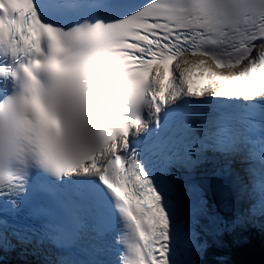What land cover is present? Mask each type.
Listing matches in <instances>:
<instances>
[{
    "label": "snow or ice",
    "instance_id": "1",
    "mask_svg": "<svg viewBox=\"0 0 264 264\" xmlns=\"http://www.w3.org/2000/svg\"><path fill=\"white\" fill-rule=\"evenodd\" d=\"M202 163L264 216V0H0V253L198 264Z\"/></svg>",
    "mask_w": 264,
    "mask_h": 264
},
{
    "label": "bare ground",
    "instance_id": "2",
    "mask_svg": "<svg viewBox=\"0 0 264 264\" xmlns=\"http://www.w3.org/2000/svg\"><path fill=\"white\" fill-rule=\"evenodd\" d=\"M233 164H234V165H235V166L241 171V172H240L238 169H235L236 173H238L241 177L243 176V178H245V174H244V172H243V168L239 165V163H238V162H234ZM197 166L200 167V168H204V167H203V164H200V165H197ZM208 166H209V168H213L210 164H208ZM204 169H205V168H204ZM204 169H203V171H201L202 173H198L197 176H199V175H204V173H206V171H204ZM199 177H200L201 180H203V179H202V176H199ZM194 179H195V178H194ZM194 179H191V181H187V183H188V185H189L190 188L194 186V183H193ZM231 182H232V179H231ZM232 190H233V193H234V198H236V201H235V202H237L238 205H242L243 203H246L247 200H249L248 194H247L246 192H245L243 195H240V197H239V199H238V189H237L236 186L232 185ZM192 193L195 195L194 201L197 200V199H199V196L197 195V193H195V192H192ZM233 202H234V200L231 201V204H233V206H235ZM234 215L236 216L235 213H234ZM243 215L246 216V217L248 216L247 212H244ZM235 220H236V224H240V223H242L240 217H237V216H236V217H235ZM242 224H243V223H242ZM231 226H232V225H230V227H231ZM230 227H229L228 229H230ZM244 229L246 230V235H248V234H253V233H256V232H258V231L261 230V229H259L256 225H255V227L250 228V229H248V230H247V228H244ZM263 230H264V228H263ZM229 233H230V230H228V236H229ZM238 234L241 236V234L239 233V231H238ZM231 238H232V237H231ZM242 239H245V238L243 237ZM232 240H233V238H232ZM255 240H256L258 243H260V241L263 242L264 237H262V238H255ZM260 244H262V243H260ZM23 258H24V260L17 261V263L27 264V263H28L27 258H26V257H23ZM39 261H40V263H41V257H39Z\"/></svg>",
    "mask_w": 264,
    "mask_h": 264
},
{
    "label": "rangeland",
    "instance_id": "3",
    "mask_svg": "<svg viewBox=\"0 0 264 264\" xmlns=\"http://www.w3.org/2000/svg\"><path fill=\"white\" fill-rule=\"evenodd\" d=\"M197 178V177H195ZM190 189V187H189ZM190 191V190H189ZM191 192V191H190ZM235 216V215H234ZM237 226L238 225H241L243 226L242 223L240 224H236ZM232 227V226H231ZM228 230H230V233L229 235L232 237V238H238V239H242L243 237L246 238V230L244 228H234L232 227ZM238 231L239 233L241 234V236L238 234ZM205 253L201 254V257H200V263L199 264H220V262H218V260H216L215 258H213L212 256L210 255H207V257H205ZM205 257V258H204Z\"/></svg>",
    "mask_w": 264,
    "mask_h": 264
},
{
    "label": "trees",
    "instance_id": "4",
    "mask_svg": "<svg viewBox=\"0 0 264 264\" xmlns=\"http://www.w3.org/2000/svg\"><path fill=\"white\" fill-rule=\"evenodd\" d=\"M257 242V241H256ZM262 243V244H260ZM260 243L257 242L259 247L264 246V243L262 241H260ZM254 252H249L247 251L246 256L242 257L241 261L238 260H234L233 264H264V255L262 253L256 252L255 250H253ZM232 264V263H230Z\"/></svg>",
    "mask_w": 264,
    "mask_h": 264
},
{
    "label": "water",
    "instance_id": "5",
    "mask_svg": "<svg viewBox=\"0 0 264 264\" xmlns=\"http://www.w3.org/2000/svg\"><path fill=\"white\" fill-rule=\"evenodd\" d=\"M214 199H215L216 203L219 202L216 197Z\"/></svg>",
    "mask_w": 264,
    "mask_h": 264
}]
</instances>
